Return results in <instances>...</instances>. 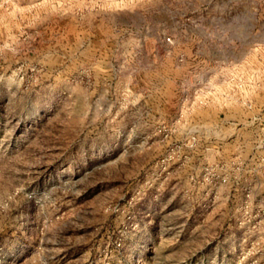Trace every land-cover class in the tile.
<instances>
[{
    "label": "rangeland",
    "instance_id": "374dc122",
    "mask_svg": "<svg viewBox=\"0 0 264 264\" xmlns=\"http://www.w3.org/2000/svg\"><path fill=\"white\" fill-rule=\"evenodd\" d=\"M263 33L264 0H0V264H264L225 82L264 88Z\"/></svg>",
    "mask_w": 264,
    "mask_h": 264
},
{
    "label": "built area",
    "instance_id": "2783aa9c",
    "mask_svg": "<svg viewBox=\"0 0 264 264\" xmlns=\"http://www.w3.org/2000/svg\"><path fill=\"white\" fill-rule=\"evenodd\" d=\"M164 42L165 43H170V38L169 37H166L164 39ZM262 46H257V48H254V51L259 55L257 57V62L259 63V65L263 64L264 63V57H262L260 55V53H263L264 49L261 48ZM238 67H243V63H239L237 64ZM255 67V70H251L252 72L250 73V79H252V82L254 84V87L255 88H259L261 86L260 82L258 81V74L264 72V66L261 67H257V66H254ZM226 84L229 88L233 89L235 92L239 93L242 98H241V106L243 108H245L247 111H253L256 109L255 107V103L253 102V99L252 97H250L248 94H247V88H248V82L249 80H244L238 76H235V75H229L226 77ZM263 110L259 109V113H262ZM260 115H255L251 118V121L258 124L260 123L261 124V121H260ZM261 138H259L257 140L258 144L260 146H264V126L262 125L261 126Z\"/></svg>",
    "mask_w": 264,
    "mask_h": 264
},
{
    "label": "crops",
    "instance_id": "0c3cea01",
    "mask_svg": "<svg viewBox=\"0 0 264 264\" xmlns=\"http://www.w3.org/2000/svg\"><path fill=\"white\" fill-rule=\"evenodd\" d=\"M257 45L258 46H263V49H264V33H263L262 42L259 43V44H257ZM254 46H256V45H254ZM238 62H240V61H238ZM253 99H254L253 102L255 101L259 105L264 106V88L262 90H260V92ZM243 110L249 115L248 120H247V124L250 125V126H252L253 128H255L256 131H258L260 133L261 132V126L262 125L264 126V113H259L256 110L247 111L245 108H243ZM258 114L260 115V118H261L260 119L261 124L260 123L256 124V123H254V122L251 121V118L253 116H255V115H258Z\"/></svg>",
    "mask_w": 264,
    "mask_h": 264
}]
</instances>
